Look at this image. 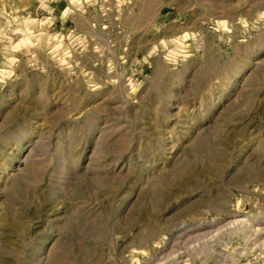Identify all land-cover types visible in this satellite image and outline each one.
I'll list each match as a JSON object with an SVG mask.
<instances>
[{
	"label": "rangeland",
	"instance_id": "1",
	"mask_svg": "<svg viewBox=\"0 0 264 264\" xmlns=\"http://www.w3.org/2000/svg\"><path fill=\"white\" fill-rule=\"evenodd\" d=\"M264 264V0H0V264Z\"/></svg>",
	"mask_w": 264,
	"mask_h": 264
},
{
	"label": "bare ground",
	"instance_id": "2",
	"mask_svg": "<svg viewBox=\"0 0 264 264\" xmlns=\"http://www.w3.org/2000/svg\"><path fill=\"white\" fill-rule=\"evenodd\" d=\"M251 264V263H250Z\"/></svg>",
	"mask_w": 264,
	"mask_h": 264
}]
</instances>
